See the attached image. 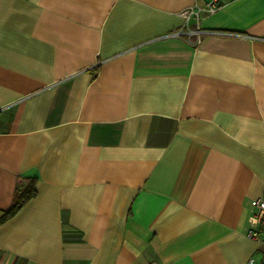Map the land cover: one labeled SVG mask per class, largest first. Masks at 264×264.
<instances>
[{
    "label": "crops",
    "instance_id": "0c3cea01",
    "mask_svg": "<svg viewBox=\"0 0 264 264\" xmlns=\"http://www.w3.org/2000/svg\"><path fill=\"white\" fill-rule=\"evenodd\" d=\"M207 1L0 0V264H264V0Z\"/></svg>",
    "mask_w": 264,
    "mask_h": 264
},
{
    "label": "built area",
    "instance_id": "2783aa9c",
    "mask_svg": "<svg viewBox=\"0 0 264 264\" xmlns=\"http://www.w3.org/2000/svg\"><path fill=\"white\" fill-rule=\"evenodd\" d=\"M231 0H208L203 7L189 6L184 8L180 14L187 22L191 17H195L196 21L203 15H210L215 13L221 6ZM200 29H197L196 42H200ZM247 235L251 238L264 243V238H260L259 234L264 232V194L254 197L249 200V214L247 216Z\"/></svg>",
    "mask_w": 264,
    "mask_h": 264
},
{
    "label": "trees",
    "instance_id": "16d2710c",
    "mask_svg": "<svg viewBox=\"0 0 264 264\" xmlns=\"http://www.w3.org/2000/svg\"><path fill=\"white\" fill-rule=\"evenodd\" d=\"M35 181V177H30L16 186L11 205L6 210H0V224L16 215L36 195Z\"/></svg>",
    "mask_w": 264,
    "mask_h": 264
}]
</instances>
